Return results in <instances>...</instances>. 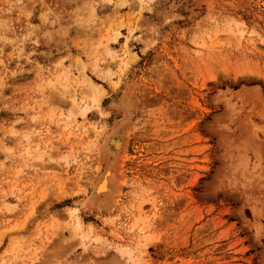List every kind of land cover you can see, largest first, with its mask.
Masks as SVG:
<instances>
[{
  "label": "rangeland",
  "instance_id": "1",
  "mask_svg": "<svg viewBox=\"0 0 264 264\" xmlns=\"http://www.w3.org/2000/svg\"><path fill=\"white\" fill-rule=\"evenodd\" d=\"M0 264H264V0H0Z\"/></svg>",
  "mask_w": 264,
  "mask_h": 264
},
{
  "label": "bare ground",
  "instance_id": "2",
  "mask_svg": "<svg viewBox=\"0 0 264 264\" xmlns=\"http://www.w3.org/2000/svg\"><path fill=\"white\" fill-rule=\"evenodd\" d=\"M84 80V79H83ZM85 82L89 83L90 90H92L91 94H89L93 101H96L98 96H101L100 94L102 89L98 87L95 83L91 82L89 79L84 80ZM97 96V97H96ZM130 98V97H129ZM74 101V99H72ZM92 101V102H93ZM123 102V101H122ZM85 104V103H84ZM83 104V105H84ZM117 104V103H116ZM122 104V103H121ZM124 104V103H123ZM122 104V105H123ZM132 103L129 101L124 104V117L119 120L118 122H114V126L112 127V131L110 134H108L102 143L98 146V158L104 162L103 165L106 166V169H104L102 174H100L99 179L96 181V184L92 190V192L87 195V202L90 204H94L97 206H103V205H111L116 201V183H112L113 177L117 174H115L116 168L118 166V163L125 151L126 147V126L128 125V122L132 115ZM89 106L84 105L82 106V110L85 111ZM134 107V105H133ZM94 127V126H93ZM94 129V128H93ZM97 152V151H96ZM124 156V155H123ZM99 160V161H100ZM106 162V164H105ZM120 164V163H119ZM117 177V176H115ZM119 179V178H118ZM117 181V180H113ZM115 184V187L113 186ZM85 201V200H84ZM99 203V204H98ZM76 208L71 209L70 211H75ZM76 225L75 228H80L81 223L78 217H76Z\"/></svg>",
  "mask_w": 264,
  "mask_h": 264
}]
</instances>
